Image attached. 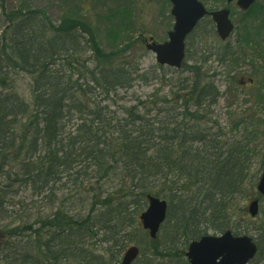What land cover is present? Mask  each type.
<instances>
[{
    "label": "trees",
    "instance_id": "trees-1",
    "mask_svg": "<svg viewBox=\"0 0 264 264\" xmlns=\"http://www.w3.org/2000/svg\"><path fill=\"white\" fill-rule=\"evenodd\" d=\"M29 6L23 0L20 14L17 12L10 23L9 15L0 16V83L12 86L5 80L10 71H24L34 76L31 102L14 91L6 95L0 92V170L2 159L7 156L5 152L10 150L11 153L15 148V159L19 164L15 182L26 188L31 184L49 187L45 199L53 203L56 196L51 185L60 177L66 179L64 188L72 183L67 189L80 188L84 192L79 198L82 206L79 209L88 212L84 214L79 210L76 213L77 210L68 204L72 197H63L58 204L51 206L53 209L48 214L38 216L33 225L12 228L9 236L18 239V244L15 240V243H3L6 246L3 247L0 240L2 258L6 262L3 264H117L127 243L133 239L129 228L136 218L129 211L131 206L137 207L136 198L147 203L149 194L159 196L154 190L158 185L176 184L180 179L197 186L196 193H203L202 200H197L193 206L183 200L181 219L173 230L167 231L168 240L151 239V245L143 250L134 264H188L186 250L190 241L207 234V227L216 232L231 229L236 235L240 234L242 230L238 226L230 225V212L234 210L231 204L235 194L242 191L245 178L242 162L232 161L231 154L225 158L217 156L216 160L197 157L199 151L191 154L186 145V133L177 127L172 129V134L160 136L152 128L144 130L145 116L140 114L137 106L127 108L128 115L123 122L111 125L114 117L107 114V108L97 104L90 106L84 101V94L94 93L95 89L101 94H117L119 89L131 87L128 71L114 64L113 54L108 55L97 44L94 46L96 32L83 20V10L77 9L75 13L69 10L55 26L43 11ZM124 15L118 22L105 17L111 23V33L116 38L121 34L119 43L129 40L128 30H133L130 16ZM245 16L243 39L261 57L264 3L256 2ZM210 22L213 24L212 20ZM197 28L188 40L195 35ZM86 32L92 35L90 42L97 55L95 72L100 74L96 76L94 71L91 72L99 77L93 82V88L88 83L85 87L74 80V72L69 75L63 68L55 67L58 61L73 55L77 57L82 52L88 43ZM67 64L72 66L69 61ZM194 85L198 88V98L194 101L197 108L205 103L202 97L213 99L217 94L211 82L201 88L198 82ZM75 113L79 121L71 132L67 130L68 122L76 117ZM25 117L27 120L23 122ZM107 126L116 130L111 132ZM106 132L112 134L110 138ZM156 136L163 142L159 148L154 146ZM108 139L115 143L110 144ZM173 139L179 141L177 149L170 145ZM117 158L123 164L118 173L110 163ZM92 174L97 187L92 185L89 191L85 187ZM118 174L121 183L112 186V190H105L109 177ZM0 192L1 200L7 197L6 189ZM247 214L244 208V215ZM255 235L258 253L250 264H264V209ZM31 237H34L32 251H19L23 248V239ZM179 237L184 240L180 242ZM97 239L96 245L100 246L94 249L90 241Z\"/></svg>",
    "mask_w": 264,
    "mask_h": 264
},
{
    "label": "rangeland",
    "instance_id": "rangeland-1",
    "mask_svg": "<svg viewBox=\"0 0 264 264\" xmlns=\"http://www.w3.org/2000/svg\"><path fill=\"white\" fill-rule=\"evenodd\" d=\"M24 1L30 5L31 9L43 11L55 26L60 24L69 10H73L74 13L77 9L83 10V15H85L83 20L93 32H96V41L93 40L94 46L97 44L108 55L113 54L111 58L114 64L128 71L131 76L128 82L133 84L131 87L119 89L117 94H101L96 89L94 93L84 94V101L90 106L97 104L107 108V114L114 117V120L110 121L111 125L123 122L128 115L126 114L127 108L137 106L140 114L145 116L144 130L148 131L152 128L160 136L172 134V129L177 127L179 131L186 133L188 139L186 145L191 154L199 151L196 152L197 157L200 156L201 159L206 157L208 160H216L220 155L225 158L224 156L231 154L230 156L233 155L232 161L236 159L240 164L242 162L245 178L242 191L235 194L231 204L234 210L230 212V225L238 226L242 230L240 234H250L256 237L255 233L264 209V198L257 192V184L264 171V46L262 56L259 57L244 41L247 17L245 12L236 5V1L228 4L226 0H200L208 10L212 11L226 6L230 7L231 19L235 28L229 38L223 41L216 32L215 24L210 22L211 17H206L197 28L195 35L187 41V56L183 66L179 69L162 66L157 62L156 55L146 48V44L152 39L159 42L168 40V32L175 22L171 15L172 4L169 0ZM256 2L263 4L264 0ZM22 4L23 0H0V16L3 15L5 18L7 14L6 16L9 15L8 22H12L17 12L20 14ZM124 14L130 16L133 30H128L129 40L125 39L123 43H119L121 34L120 38H116L111 33V23L106 18L109 17V21L118 22ZM86 34L84 35L88 43L86 42L82 52L77 57L73 55V57L58 61L55 67L63 68L69 75L74 72V80L77 79L85 87L88 84L92 87L95 85L93 82H96V78H99L91 73L97 70V67L95 68L97 55L93 50V43L90 42L92 35L87 32ZM68 61L72 66L67 64ZM97 73L95 72L96 76H99L100 74ZM249 79H252L253 83H250ZM5 80L15 87L4 86L0 83L2 94L6 95L14 91L30 102L33 100V75L24 71H10ZM195 82H198L200 88L211 82L217 93L213 99L209 96L202 97L205 103L198 108L194 105V101L198 98V88L194 85ZM3 88L4 91H2ZM75 115L76 117L68 122L67 130L71 132L74 124L79 121L77 120L78 114L75 113ZM24 120L27 118L22 119L23 122ZM107 130L113 132L116 129L107 126ZM106 133L110 134V132ZM114 135H117L116 132ZM155 139V148L163 145L158 136ZM108 141L110 144L115 143L111 139ZM178 142L177 139H173L170 145L177 149ZM110 149L114 153L111 147ZM9 151L5 152L7 156L5 160L2 159L0 170V190L6 189L7 196L0 199L2 246L7 242L15 243V240L17 243L18 239L9 236L12 228L33 225L38 216L48 214L53 209L51 206L58 204L63 197H72L68 204L70 208L77 210V213L79 208H82L79 198L81 199L84 195L80 188L67 189L72 183H68L64 188L63 183L66 179L61 180L60 177L51 185V191L54 192L56 200L50 203L45 199L49 193V187H37L31 184L26 188L19 182H15L19 164L15 159L16 149L12 148L11 153ZM110 163L115 166L114 171L117 173L122 171L123 164L119 158L111 160ZM112 176L113 178L109 177V182L105 183V190H112V186L121 183L118 178L119 174ZM90 179L85 187L89 191L92 185L97 187L93 174ZM185 182L184 179H180L176 184H160L154 189L155 193H158L159 197L169 204L167 219L156 237L160 242L168 240L167 231L173 230L181 219L182 201L193 206L197 200L200 202L203 198V193H196L197 186H191ZM79 191L82 192L79 193ZM255 198H259L261 202L258 216L252 218L248 214L244 215V208L246 209L250 201ZM136 200L137 207L131 206L129 211L132 217L136 218L135 223L129 228L133 239L127 243L124 250L135 244L139 246L141 255L143 250L151 245V237L139 219V214L146 209L147 203L145 201L143 203L144 199L140 197ZM80 211L84 214L88 212L87 209ZM37 227L38 224L33 228ZM207 228L208 233H221ZM173 233L175 234V229ZM26 234L31 235L32 233L26 232ZM178 239H181L180 242L184 240L183 237ZM98 241V239L90 241L92 248L100 246L96 245ZM22 242L23 248L19 251H32L34 237L28 240L24 238ZM3 255L4 253L0 250V264L6 263L2 258ZM107 257L110 258V254H107Z\"/></svg>",
    "mask_w": 264,
    "mask_h": 264
},
{
    "label": "water",
    "instance_id": "water-1",
    "mask_svg": "<svg viewBox=\"0 0 264 264\" xmlns=\"http://www.w3.org/2000/svg\"><path fill=\"white\" fill-rule=\"evenodd\" d=\"M234 0H227L228 3ZM256 0H237L241 10L247 11ZM171 14L175 18L169 39L163 43L151 42L147 49L156 54L162 65L180 68L186 55V39L205 16L210 15L216 24L219 36L225 40L234 29L230 19V9L223 8L209 12L200 0H170ZM257 190L264 196V173H262ZM146 210L140 214L143 227L155 238L167 216V201L155 196L148 197ZM248 210L251 216L258 215L259 200L250 202ZM257 244L250 235H234L227 230L220 235H204L190 243L187 251L189 264H248L257 253ZM139 254L137 246L129 247L120 264H132Z\"/></svg>",
    "mask_w": 264,
    "mask_h": 264
},
{
    "label": "flooded vegetation",
    "instance_id": "flooded-vegetation-1",
    "mask_svg": "<svg viewBox=\"0 0 264 264\" xmlns=\"http://www.w3.org/2000/svg\"><path fill=\"white\" fill-rule=\"evenodd\" d=\"M242 82H245V80H242Z\"/></svg>",
    "mask_w": 264,
    "mask_h": 264
}]
</instances>
